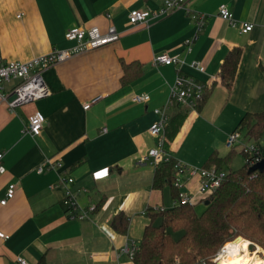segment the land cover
I'll return each instance as SVG.
<instances>
[{
	"label": "crops",
	"instance_id": "obj_1",
	"mask_svg": "<svg viewBox=\"0 0 264 264\" xmlns=\"http://www.w3.org/2000/svg\"><path fill=\"white\" fill-rule=\"evenodd\" d=\"M222 4L233 13L235 25L219 16ZM158 9L155 0H0L4 61H27L71 48L76 43L66 40L65 33L73 27H98L106 33L113 25L120 33L115 42L45 70L47 97L14 109L0 102L5 168L0 173V233L8 236L0 238V264H18V257L27 264H132L122 248L139 245L150 222L147 210L169 209L174 201L169 186L154 189L155 168L140 160L156 144L149 129L159 120L155 110L166 104L177 75L206 87L204 100L188 111L167 148L185 165L203 167L215 151L226 156V138L241 118L264 112V0H189L186 9L148 24L129 23L133 10ZM199 14L206 16L205 25L187 53L184 42L196 34ZM244 22L254 25L252 31L242 32ZM235 49L242 55L228 89L222 65ZM161 53L181 55L185 64L155 66L154 57ZM193 61L204 71L192 67ZM124 62L143 68L125 85ZM139 95L149 100L137 102ZM35 113L44 123L40 134L32 136L26 127ZM237 152L242 154L241 148ZM47 160L52 166L38 173ZM183 176L181 189L196 194L199 178ZM68 177L74 179L69 188L78 205L96 206L87 220L66 216L61 180ZM11 184L14 196L2 205ZM119 213L130 220L125 234L112 226Z\"/></svg>",
	"mask_w": 264,
	"mask_h": 264
},
{
	"label": "built area",
	"instance_id": "obj_2",
	"mask_svg": "<svg viewBox=\"0 0 264 264\" xmlns=\"http://www.w3.org/2000/svg\"><path fill=\"white\" fill-rule=\"evenodd\" d=\"M155 2L159 3V9L157 12L153 13L148 10H133L129 14V23L134 26L148 24L151 19L169 15L178 9H186L189 0H155ZM219 16L232 25L236 24L233 13L225 4H222L219 7ZM195 18L197 32L193 37L184 42L187 53L191 51L192 45L197 40L205 25L206 16L204 14H199ZM253 28L254 25L252 23L244 22L242 23L241 30L243 33H248L252 31ZM65 38L68 41H74L76 45L68 49L53 50L47 54L33 57L27 61H4L0 46V102L5 103L10 109H14L18 106L47 97L50 94V91L43 78V72L45 70L63 63L77 54L115 42L120 39V33L117 32L113 25L110 26L106 33H102L98 27H73L65 33ZM153 64L155 66L166 65L181 68L185 62L181 55L172 56L167 53H161L154 57ZM191 66L200 71H204V67L196 61L191 62ZM205 94L206 87L196 79L184 74L177 75L174 83L170 86L169 97L166 104L162 109L155 110V113L159 116V120L149 129L150 135L156 139V144L149 150L146 156L141 158V162H151L153 167L156 168L160 161H169L171 159V155L166 149V126L169 122L171 112L179 107L187 108L188 111L196 110L204 100ZM12 96L16 97L15 100L9 101ZM99 99L100 98L98 97L91 103H86L84 109H89L91 104ZM135 100L137 102H146L149 100V96L139 95L135 97ZM43 123L44 117L40 113H35L29 119L26 132L32 136L39 135ZM104 130L106 131V129ZM260 142L264 145V137ZM237 145L240 146L241 153L244 157L246 156L245 163H247L249 167H252L264 159V152L260 153L258 142L247 139L240 129H236L228 134L225 141L227 149L232 150ZM2 158L3 154H0V173L5 172V168L1 164ZM51 166L52 161L47 160L42 166L38 167L37 172L44 173ZM176 169L177 177L175 185L180 191L178 198L174 199L172 207L178 205L195 206L198 203L203 202L222 185L228 176V173L225 170L218 169L216 166L210 168H192L180 161H178ZM180 175H187L188 178H199L200 183L196 194L187 193L181 189L183 183H181L179 178ZM61 182L66 185L65 197L63 199L66 216L70 219L79 221L89 219V213L93 212L96 209V206L81 208L76 201L74 193L69 188V185L74 183V179L68 177L62 179ZM14 193L15 185L11 184L7 190L6 197L1 201V204L5 205L9 199L13 198ZM197 195L200 196L199 199L197 198ZM157 210L164 212L167 209L165 207H160ZM0 238H8V236L0 233ZM234 241L226 243L218 253L212 257V262L216 264L217 262H220L224 256L228 255L230 253L229 245ZM138 249L139 245L133 242L131 244H126L122 248V252L129 257L131 262H133ZM17 261L18 264H27V262L21 257H18ZM196 264H206V261L202 260Z\"/></svg>",
	"mask_w": 264,
	"mask_h": 264
},
{
	"label": "trees",
	"instance_id": "obj_3",
	"mask_svg": "<svg viewBox=\"0 0 264 264\" xmlns=\"http://www.w3.org/2000/svg\"><path fill=\"white\" fill-rule=\"evenodd\" d=\"M241 55L242 50L235 49L222 65V81L228 89L234 83ZM123 69L124 85L143 71L138 63L124 62ZM187 114V108L179 107L170 115L166 126V149L181 129ZM238 129L247 139L258 142L260 153L264 152V145L260 142L264 137V112L246 113L239 121ZM236 153L235 149L226 156L212 152L203 167L216 166L224 170V165H230ZM177 163L173 156L169 161H160L153 178L154 189L162 190L169 186L173 199L178 198L180 191L175 185ZM249 168L245 163L237 171L229 170L222 185L203 201H209V204H205L201 212L196 210V205H178L164 212L149 208L150 222L144 229L132 264H196L202 260L206 264H215L212 257L237 237L249 241L251 248L259 246L264 251V171L250 173ZM129 223L124 213H119L112 220L113 228L122 234L127 233ZM178 233L180 235L176 236Z\"/></svg>",
	"mask_w": 264,
	"mask_h": 264
},
{
	"label": "bare ground",
	"instance_id": "obj_4",
	"mask_svg": "<svg viewBox=\"0 0 264 264\" xmlns=\"http://www.w3.org/2000/svg\"><path fill=\"white\" fill-rule=\"evenodd\" d=\"M249 241L237 238L229 245L230 253L224 256L220 264H264V258L258 257L260 248L257 251L249 252Z\"/></svg>",
	"mask_w": 264,
	"mask_h": 264
},
{
	"label": "rangeland",
	"instance_id": "obj_5",
	"mask_svg": "<svg viewBox=\"0 0 264 264\" xmlns=\"http://www.w3.org/2000/svg\"><path fill=\"white\" fill-rule=\"evenodd\" d=\"M239 148H240V146L237 145V151H239ZM228 152H230V150H229ZM244 164H245L244 157L242 156V154H239V153L237 152L236 154H234V156H233V158H232V161H231V164H230V165H224L223 169H224L227 173L229 172V170L237 171V170L241 169V168L244 166ZM190 167H192V168H199V167H195V166H190ZM179 178H180V180H181V183H183V178H184V176H183V175H180ZM204 208H205V203H204V202L199 203V204L196 205V210H197L198 212L203 211ZM156 223H158V221H157ZM179 235H180V234L178 233L176 236H179ZM237 238H238V237H237ZM237 238H236V239H237ZM249 243H250V242H249ZM250 246H251V243H250L249 248H248L250 253H253V252L257 251V249L260 248L261 250H260V252L258 253V257H260V258H264V251H263V249H262L261 247H259V246H255L254 248H251Z\"/></svg>",
	"mask_w": 264,
	"mask_h": 264
},
{
	"label": "water",
	"instance_id": "obj_6",
	"mask_svg": "<svg viewBox=\"0 0 264 264\" xmlns=\"http://www.w3.org/2000/svg\"><path fill=\"white\" fill-rule=\"evenodd\" d=\"M15 98H16L15 96H12V97H10L9 101H13V100H15ZM263 171H264V159L262 161H260L259 163L255 164L249 168L250 173L263 172ZM205 204L208 205L209 201H207ZM238 238H242V237H238ZM216 264H220V263L217 262Z\"/></svg>",
	"mask_w": 264,
	"mask_h": 264
},
{
	"label": "snow or ice",
	"instance_id": "obj_7",
	"mask_svg": "<svg viewBox=\"0 0 264 264\" xmlns=\"http://www.w3.org/2000/svg\"><path fill=\"white\" fill-rule=\"evenodd\" d=\"M104 174H105V173L102 172V173H99L98 175H104Z\"/></svg>",
	"mask_w": 264,
	"mask_h": 264
}]
</instances>
